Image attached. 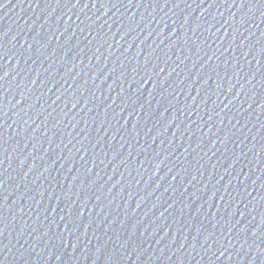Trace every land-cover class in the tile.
Returning <instances> with one entry per match:
<instances>
[{"label": "water", "instance_id": "1", "mask_svg": "<svg viewBox=\"0 0 264 264\" xmlns=\"http://www.w3.org/2000/svg\"><path fill=\"white\" fill-rule=\"evenodd\" d=\"M0 264H264V0H0Z\"/></svg>", "mask_w": 264, "mask_h": 264}]
</instances>
